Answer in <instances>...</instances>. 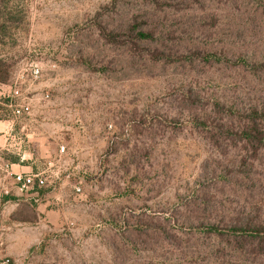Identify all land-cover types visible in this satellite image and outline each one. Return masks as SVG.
Wrapping results in <instances>:
<instances>
[{"label":"rangeland","instance_id":"1","mask_svg":"<svg viewBox=\"0 0 264 264\" xmlns=\"http://www.w3.org/2000/svg\"><path fill=\"white\" fill-rule=\"evenodd\" d=\"M133 18L153 41L130 45ZM156 49L182 59L152 61ZM262 63L264 0L0 1V120L13 124L0 145L11 191L0 190V264H239L182 224L208 216L202 202L223 211L260 196L264 156L247 179L233 172L239 150L194 123L217 122L216 102L264 110ZM42 171L44 188L14 184Z\"/></svg>","mask_w":264,"mask_h":264},{"label":"trees","instance_id":"2","mask_svg":"<svg viewBox=\"0 0 264 264\" xmlns=\"http://www.w3.org/2000/svg\"><path fill=\"white\" fill-rule=\"evenodd\" d=\"M0 1L4 3L9 0ZM144 25H146V22H140L137 18H133L128 29V34L132 38L130 45L136 47L139 42L153 41L155 39V33L152 30L143 28ZM103 36L108 39L114 38L115 34L103 31ZM111 42L118 44L116 41L111 40ZM197 55L203 54L200 52ZM149 56L152 61L169 64H174L182 59L180 56L175 60L170 53L159 49L152 51ZM187 59L184 56V60ZM259 66L263 68L264 63L259 64ZM4 78L0 77V80ZM190 92L192 91L190 90ZM189 100L190 98L186 100V95H183L181 102H185V104L187 102L189 108H191L190 104L195 106L198 103L194 99L189 104ZM213 108L215 114H222L220 110L223 111L222 116L214 118L217 119V122L198 120L194 124L209 135V140L217 149L223 150V152L229 148L239 150L238 160H236L238 164H233V167H235L233 172L249 179L251 168H255L256 163L258 164L264 156V110L252 108L234 112L233 109L227 110L226 106L220 102H216ZM235 114H237V118L240 121L232 120ZM225 115H228V117L225 118ZM259 187L258 196H260L257 200H254L253 197L251 198L253 199L252 202L236 204V207H233L227 201H223V211H218L211 203L202 202L201 205H197L194 202L193 205H197V208L208 216H196L193 219H189L187 224L185 222L182 225L186 230L190 231L192 236L204 232L210 237H216L223 241V247L218 248L230 249L229 253H227L226 249L219 250L223 259L234 257L239 260V264H254V262L262 259L264 261V183ZM204 200L203 198L201 201ZM218 213L220 214L217 215ZM221 213L223 214L221 215ZM173 223L174 227L178 228L180 220L175 219ZM160 231L169 236L165 227Z\"/></svg>","mask_w":264,"mask_h":264},{"label":"built area","instance_id":"3","mask_svg":"<svg viewBox=\"0 0 264 264\" xmlns=\"http://www.w3.org/2000/svg\"><path fill=\"white\" fill-rule=\"evenodd\" d=\"M41 68L39 66H33L31 69V76L34 79H38L41 76ZM10 109L14 116L20 117L24 115H29L31 113V106L29 103H13L10 102L9 104ZM65 151V147L61 148V152ZM14 175V184L20 191L32 190L35 188H44L47 185V177L46 172H38V173H25L19 172L15 173ZM0 190L4 196H9L11 194L10 189L5 187L0 179ZM77 191L80 192L81 188H77Z\"/></svg>","mask_w":264,"mask_h":264},{"label":"crops","instance_id":"4","mask_svg":"<svg viewBox=\"0 0 264 264\" xmlns=\"http://www.w3.org/2000/svg\"><path fill=\"white\" fill-rule=\"evenodd\" d=\"M9 120H0V145H7L13 138V126Z\"/></svg>","mask_w":264,"mask_h":264}]
</instances>
